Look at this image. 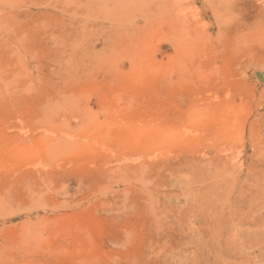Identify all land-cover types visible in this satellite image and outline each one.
<instances>
[{"label": "rangeland", "instance_id": "374dc122", "mask_svg": "<svg viewBox=\"0 0 264 264\" xmlns=\"http://www.w3.org/2000/svg\"><path fill=\"white\" fill-rule=\"evenodd\" d=\"M0 264H264V0H0Z\"/></svg>", "mask_w": 264, "mask_h": 264}]
</instances>
